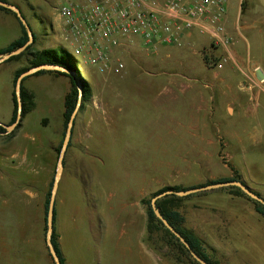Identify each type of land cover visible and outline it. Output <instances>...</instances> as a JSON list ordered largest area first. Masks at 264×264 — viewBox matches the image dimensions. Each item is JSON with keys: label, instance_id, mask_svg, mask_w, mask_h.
<instances>
[{"label": "rangeland", "instance_id": "374dc122", "mask_svg": "<svg viewBox=\"0 0 264 264\" xmlns=\"http://www.w3.org/2000/svg\"><path fill=\"white\" fill-rule=\"evenodd\" d=\"M29 1L30 7L25 3L19 6L37 39L45 33V25L35 16L39 13L34 6L36 0ZM238 1H235L232 16L239 54L244 57L246 64L264 62V0H243L242 10H239ZM42 10L47 17L53 18L49 6L42 5ZM236 21L243 27L240 33L236 29ZM10 23L9 27L0 26V47L6 46L10 38L20 32L13 20ZM247 24L252 26L250 30H246ZM61 45L65 49H71L66 44ZM33 51H38L36 45ZM58 51L61 48L58 47ZM75 63L82 78L91 84L93 93L90 102L78 111L75 119V125L78 123V126L85 129L74 134V126L72 135V142L79 138L89 147L68 149L57 192L55 228L57 234L60 232L62 236L61 243L69 264H117V257H106L88 232L89 224L106 222L114 216L109 204L113 193L116 197L131 201L144 188L147 189L145 199L152 201L155 192L162 189H159L160 185H198L234 176L243 178L250 188L264 192V88L249 87L241 72L232 71L230 78L220 85L230 95L240 92V103L243 105L240 115L225 119L223 130L226 129L230 136L211 128L209 134H194V150L179 151L180 144L186 143L187 134L169 133L168 128H174L175 124L166 118H160V110L161 106H168L165 109L171 113L170 108L179 106L188 97L181 94V102H177V106L174 103L160 104L163 100H158L156 95L159 89L147 87L148 91L141 92L140 99L126 100L124 84L128 85L130 81L141 85L149 84L151 80L158 83L163 78L151 77V69L136 66L134 73L127 74L123 80L116 76L106 79L95 75L93 69L84 65L80 58L75 57ZM197 67L194 74L212 77L213 71L208 70L202 60L199 59ZM25 87L34 91L31 92L35 95L37 107L24 118L23 129L18 125L10 135L11 138L7 139L12 142L13 148L19 150V155L10 163L12 168L0 167V171L7 174L0 181V189H12L13 185L19 188L30 185L34 180L36 189L45 186L46 199L49 192L46 183L49 181L50 186L56 175L59 155L55 149L64 138V128L62 126L57 140L52 132L59 115L64 112L69 82L67 78L34 76L26 82ZM39 133L42 139L55 142L50 150L49 144L44 142L39 151V159H35L31 165L30 155L28 163L22 158L25 146H28L29 154L33 151L32 139H27L26 134L37 137ZM34 150L37 151L35 148ZM178 151L180 157L188 152L193 153L195 163L191 165L189 161L187 164L183 161L187 156H183V160L180 158L176 164H165L166 161L175 163ZM228 154L232 155L235 166ZM201 156L208 158L209 163L201 164L198 161ZM13 177L16 179L15 183L10 182ZM25 186L21 189L26 188ZM131 186L132 194L131 190L129 192ZM221 203L225 208L235 206V203L228 201ZM141 204L146 210V206ZM0 209H3L0 220L3 216L7 220H16L3 204ZM252 211L258 215L253 209ZM258 217L250 215L248 222L239 225L234 234L239 245L244 246L250 264H264V220L260 215ZM132 220L143 222V213L132 211ZM143 259L146 257H137L133 253L129 264H143Z\"/></svg>", "mask_w": 264, "mask_h": 264}, {"label": "crops", "instance_id": "0c3cea01", "mask_svg": "<svg viewBox=\"0 0 264 264\" xmlns=\"http://www.w3.org/2000/svg\"><path fill=\"white\" fill-rule=\"evenodd\" d=\"M235 1L236 0L227 1V14L225 17L226 32L231 37L234 44L217 46L214 45L210 37L201 35L198 32H192L182 36L181 45L161 46L156 55H150L141 48H135L129 55H126V68L123 73L109 76H116L123 80L127 74L134 73L136 66H142L151 69V77L163 78L160 79L158 83L155 80L154 82L151 80L149 84L143 83L141 85L139 82L133 81H130L128 85L124 84L123 93L125 95H123L126 100L135 101L140 99V96H142L141 92H147L148 88H152L153 90L159 89L156 95L158 100H163L160 104L165 103L166 105L168 103H174L177 106V102H181V94L188 97L186 101L182 102L179 106L173 109L170 108L171 113L166 111L168 106L165 107L166 109L161 106L162 110H160L162 112L160 118H166L175 124L174 128H168L169 133L187 134L186 143L180 144L178 147V149H180L179 151L194 150L196 148L193 141L194 134H209L211 133V128H214L216 132L227 135V137L230 136V133L226 129L223 130L225 119H228L230 116L240 115L243 110V105L240 103V92L231 93L230 95L220 86L226 82L232 71L241 72L245 80L249 83V87L264 88V80L259 81L256 77L258 69L262 70L264 73V62H249L246 64L244 57L239 54L237 48L238 39L233 27L232 16V9L236 3ZM7 2L19 8V5L24 3L30 7L29 0H11V2L7 0ZM238 2L240 3L239 10H242L243 0H239ZM42 5L51 8L53 12L52 19L45 15V12L42 10ZM34 6H36L39 11V13L36 15L34 13V15L36 17L38 16L40 21L45 25V33L39 35L36 40L35 45L38 51L49 49L58 50V47L64 48V46L61 45L62 42L59 29L53 24V20L55 19L53 0H36ZM32 12L34 11L32 10ZM12 20L20 28V32L13 38H10L6 46H1L0 49L8 47L22 36V29L18 20L12 15L0 12L1 27L3 25L9 27ZM251 27L250 24L245 26L246 30H250ZM242 28L243 27L239 26L236 21V29L239 33ZM225 54L230 56V61L223 69L214 70L207 66V61L210 57H221ZM199 59L204 62L208 70L213 71L212 77L205 76V74L201 76L200 73H193L198 69L197 65L199 64ZM7 61L8 60L0 62V124L5 127L13 125V98L16 90L14 81L15 75L18 71L29 67L28 57H23L21 60L15 62ZM13 63L16 64L13 65ZM94 74L98 77L100 76L95 72ZM43 76H49L53 79L65 78L55 77L50 74L39 77ZM33 77L34 76L26 77L27 80L24 82V86L26 82ZM28 90L33 91L31 88ZM63 115L64 112L59 115L58 122L52 132L56 140L61 133V128L64 123ZM24 120L21 124V129H23ZM16 129L17 127L12 132H7L5 129L6 133L0 134V167L5 166L12 168V160L19 155V150L13 148L14 145L12 142L7 140ZM84 129L83 126H78V123H76L74 134L80 133V131ZM26 137L29 140L30 138L32 139L33 151L29 154L28 146H25L22 158L24 162L28 163V157L30 155L32 158L30 161L31 165L35 159H39V151L43 147L44 142L49 144V150L53 148L52 145L55 142L49 141V139H42L40 133L37 137H33L30 134H26ZM88 147V145L78 138L72 142L70 148L77 150L82 148L87 149ZM34 148L37 149L38 152L34 150ZM179 151L175 163L168 161L163 163L168 165L176 164L180 158L183 160V156H187L183 160L187 164L189 161H191V165L195 163L193 153L188 152L184 155L182 154L180 157ZM228 155H230L232 162V155ZM75 156L76 159H78L77 154ZM198 161L201 162V164L209 163V159L204 156L198 158ZM232 165H234L233 162ZM6 175L7 174H3L0 171V181L5 179L4 177H6ZM10 182L15 183L16 179L13 177L10 179ZM33 182L30 185L19 186V188L13 185L11 186L12 189H0V205L3 204L5 208L11 211L13 217L16 219L7 220L6 217L3 216V219L0 220V264H53L46 243L44 227L45 186L43 185L41 188L36 189ZM204 184H159V189L160 187L163 189L165 187L175 186L192 188ZM138 185L139 187L141 186L140 182ZM23 186L26 188L21 189ZM46 187L49 188V181L46 183ZM250 189L253 192L259 193L264 198L263 191ZM130 190L132 194V186L131 189L129 188V192ZM199 193L191 194L193 196L182 202L180 212L185 218V227L204 241L206 247H208L209 253L213 257H216L219 264H250V260L246 258L244 246L239 245L238 241L235 240L234 234L237 228L240 227L239 225L248 222L247 219L250 215L252 217L256 216L257 219L259 218L258 215L260 214L256 212L254 205L245 198L231 196L223 191L208 192L202 195H199ZM146 197L147 189L144 188H142V190L140 189L138 196L134 199L131 198V201L125 200L123 197L120 198V196L116 197L115 193H113L109 200V204L110 211L114 212V216L106 222L101 221L96 225L89 224V235L91 239L93 238L97 247L104 251L106 257H117V264H125V259H127V264H129V258L132 257L133 253L136 254L137 257H142V255L146 257V259L142 261L143 264H176L171 259L164 257L162 253L155 251L147 243V216L146 210L141 204ZM221 201L232 202L231 204L235 203V206L234 208H225ZM252 209L258 215L254 214ZM132 211L142 212L143 222L132 220ZM2 212L3 209H0V214ZM261 218L264 220L262 216ZM59 233V244L65 259V264H69L68 258L65 256L63 244L61 243L62 236Z\"/></svg>", "mask_w": 264, "mask_h": 264}, {"label": "built area", "instance_id": "2783aa9c", "mask_svg": "<svg viewBox=\"0 0 264 264\" xmlns=\"http://www.w3.org/2000/svg\"><path fill=\"white\" fill-rule=\"evenodd\" d=\"M227 1L53 0V24L73 59L107 79L123 73L126 55L135 48L156 55L161 46L181 45L182 36L192 32L217 46L234 44L225 27ZM229 61L228 54L212 56L207 66L221 70Z\"/></svg>", "mask_w": 264, "mask_h": 264}, {"label": "trees", "instance_id": "16d2710c", "mask_svg": "<svg viewBox=\"0 0 264 264\" xmlns=\"http://www.w3.org/2000/svg\"><path fill=\"white\" fill-rule=\"evenodd\" d=\"M7 2V0H2ZM244 6V3L242 4V7ZM0 12L9 14L14 16L22 29V36L11 43L8 47L4 49H0V57L5 56L7 54H10L12 52L17 51L21 47H23L29 40L27 31L25 27L22 25L18 17L16 16V13L0 7ZM36 37L34 40V43L30 45L25 51H23L21 54L12 56L10 59H8L7 62H15L21 60L23 57H28L29 59V67L18 71L15 75V85L17 82V79L20 75H22L24 72H27L28 70L41 66V65H57L61 66L67 70H70L72 72H79L75 60L70 55L69 51L67 49L61 48V51L55 50V49H49V50H43V51H33V47L36 44ZM45 74H50L55 77H65L70 82V90L65 96L64 100V123H63V136H65V131L67 128V124L70 120L71 115L75 111L79 97H81V105L79 107V112L90 102L92 99V93L93 89L89 82L85 81L82 77H80L79 84L81 89L76 85L75 80L72 76H70L67 73L59 72V71H53V70H42L39 72H36L35 74L31 76H42ZM27 80L25 78L22 83V91H21V100H22V111H21V123L19 126H21L24 118L33 112L36 107V100L35 95L29 91L25 86L24 82ZM14 114L12 118V124H14L18 117V103H17V96H16V90L14 92ZM75 126V124H74ZM6 133V130L3 126H0V134ZM11 138V137H10ZM63 140L59 143V146L55 149L57 155H59L61 147H62ZM72 139L69 144L68 149L71 147ZM67 149V151H68ZM67 154V152H66ZM66 159V158H65ZM66 164V160H64V167ZM233 172L237 175V172L233 170ZM242 182L244 185L246 183L239 177L234 176L232 178H222L219 180L214 181H208L204 185H200L197 187L192 188H182V187H165L155 193L152 197L155 198L161 194L171 192V194H168L160 199H158L155 203L156 211L159 212L168 222L169 224L182 235V237L187 241V243L190 245L191 250L202 260H204L207 264H219L216 257H213L209 251L208 247H206V244L202 239H200L197 235H195L191 230L185 227V218L183 214L180 212V208L182 205V202L193 196H187V197H178L174 193L175 192H181V191H187L193 188H199L209 185H215L218 183H226V182ZM53 182H51L49 186V192L46 195L45 204H44V210H45V217H44V227L45 232H47V226H46V216H47V210L51 195V190L53 187ZM223 191L228 193L231 196L235 197H242L250 201L256 210L257 213H259L264 218V205L260 202L248 197L240 187L238 186H230V187H224V188H213L209 191H204L199 193V195L206 194L208 192H218ZM255 195L259 198H262V196L259 193L254 192ZM198 195V194H197ZM263 199V198H262ZM264 200V199H263ZM142 203L146 206V216H147V243L150 247H152L155 251L160 252L163 254L164 257H167L171 259L176 264H200L198 263L191 255L190 251L186 249V247L180 242L178 238H176L165 226L164 224L158 219L156 215V211L153 209L151 200L144 199ZM56 207H55V216H54V233L52 237L53 245L58 253V256L61 259V263L65 264V259L62 254L60 244H59V236L57 234L56 228ZM54 264V262H53Z\"/></svg>", "mask_w": 264, "mask_h": 264}, {"label": "water", "instance_id": "95a60500", "mask_svg": "<svg viewBox=\"0 0 264 264\" xmlns=\"http://www.w3.org/2000/svg\"><path fill=\"white\" fill-rule=\"evenodd\" d=\"M0 7L9 9L13 12L16 13V16L18 17V19L20 20V22L22 23V25L25 27L29 40L28 42L21 47L20 49H18L15 52H12L10 54H7L5 56L0 57V62L6 61L8 59H10L12 56H16L21 54L23 51H25L30 45H32L34 43L35 40V35L32 31V28L30 27L29 23L27 22L25 16L23 15L21 9L19 7H17L16 5L10 4L8 2L2 1L0 0ZM42 70H53V71H59V72H64L69 74L70 76H72L75 80L76 85L79 87V89H81L80 84H79V80L80 77H82L80 75L79 72H72L70 70H67L61 66H57V65H41L35 68H32L30 70H28L27 72L23 73L22 75L19 76V78L17 79L16 82V96H17V103H18V117L16 122L11 125V126H3L7 132H12L18 125H20L22 117H21V111H22V100H21V91H22V83L23 80L28 77L31 76L33 74H35L36 72L42 71ZM256 77L259 81H263L264 80V73L262 70L258 69L257 73H256ZM81 104V97H79L78 100V104L77 107L75 109V111L73 112V114L70 117V120L67 124V128L65 131V136L63 138V143H62V147L58 156V160H57V168H56V175L54 178V182H53V187L51 190V195H50V200H49V205H48V210H47V216H46V226H47V233H46V243H47V247L50 253V256L54 262V264H62L61 263V259L58 256V253L53 245L52 242V237H53V233H54V216H55V207H56V197H57V192H58V187H59V183H60V179L62 177L63 171H64V160H65V156H66V152L67 149L69 147V144L71 142L72 139V135H73V129H74V124H75V119L79 110ZM0 126H2L0 124ZM230 186H238L241 188V190L250 198L260 202L261 204L264 205V200L262 198H259L255 195V193L247 186L244 185L242 182H226V183H218L215 185H209V186H204V187H199V188H193L187 191H181V192H175L174 194L178 197H186L188 195L191 194H195V193H199V192H204V191H208L211 190L213 188H224V187H230ZM171 194V192H167L164 194H161L155 198L152 199L151 204L153 209L156 211V206L155 203L158 199ZM156 215L158 217V219L164 224V226L176 237L180 240V242L186 247V249H188L192 255V257L200 264H207L204 260H202L200 257H198L190 248V245L187 243V241L182 237V235L180 233H178L170 224L169 222L159 213L156 211Z\"/></svg>", "mask_w": 264, "mask_h": 264}]
</instances>
